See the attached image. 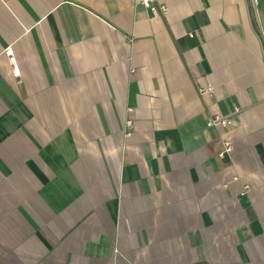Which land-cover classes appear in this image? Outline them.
Segmentation results:
<instances>
[{"label":"crops","instance_id":"crops-1","mask_svg":"<svg viewBox=\"0 0 264 264\" xmlns=\"http://www.w3.org/2000/svg\"><path fill=\"white\" fill-rule=\"evenodd\" d=\"M143 1L0 0V264H264V0Z\"/></svg>","mask_w":264,"mask_h":264},{"label":"built area","instance_id":"built-area-1","mask_svg":"<svg viewBox=\"0 0 264 264\" xmlns=\"http://www.w3.org/2000/svg\"><path fill=\"white\" fill-rule=\"evenodd\" d=\"M259 0H252V3L257 5ZM143 5H145L148 9L153 11V13L157 15L166 16L169 13L168 7L165 5L159 4L158 0H145L143 1ZM7 56H12V50L9 48L6 50ZM14 62V59H11ZM20 74L18 69H14V75L17 77ZM214 92V89L211 87L200 89V93L202 95H210ZM233 124L232 119L227 117H222L220 115H212L207 120V127L208 128H228ZM127 126L132 128V122H128ZM223 150L220 153V157L223 158L225 155H231L234 151V147L231 141L226 140L223 145Z\"/></svg>","mask_w":264,"mask_h":264}]
</instances>
